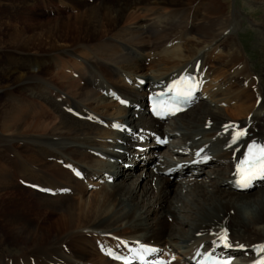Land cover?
<instances>
[{
	"label": "bare ground",
	"instance_id": "obj_1",
	"mask_svg": "<svg viewBox=\"0 0 264 264\" xmlns=\"http://www.w3.org/2000/svg\"><path fill=\"white\" fill-rule=\"evenodd\" d=\"M201 1L0 0V210L7 203L0 235L7 233L17 252L9 255L0 242V264H114L98 250L123 241L156 246L175 254L172 264H190L187 257L199 247L217 248L225 232L253 259L264 253V182L242 193L230 177L232 163L264 139V86L238 40L240 9ZM245 6L263 12L252 25L264 42V0H244ZM174 39L177 46L156 53L160 64L149 60ZM194 71L210 79L206 99L165 125L150 119L145 91ZM110 89L139 111L108 100ZM94 116L131 132L89 122ZM246 126L249 136L231 146L233 131ZM145 131L171 143L160 150L152 142L146 157L131 156L134 135ZM200 151L212 157L204 166ZM64 164L81 169L86 183ZM34 186L71 194L51 197ZM17 193H31L34 205ZM46 216L53 220L40 224Z\"/></svg>",
	"mask_w": 264,
	"mask_h": 264
},
{
	"label": "rangeland",
	"instance_id": "obj_2",
	"mask_svg": "<svg viewBox=\"0 0 264 264\" xmlns=\"http://www.w3.org/2000/svg\"><path fill=\"white\" fill-rule=\"evenodd\" d=\"M85 1H87V0H85ZM187 1H188V3H191L192 5L196 4L197 6H199L201 4V2H202L201 0H187ZM216 5H222L224 7H227L229 12H231L233 8H235L236 10L240 9L242 15L240 17V20H241L240 27H239L238 32H237L238 40L240 41L241 45L243 46V49L245 51V56L249 57L250 64L252 66L253 72H255V73L257 72L256 75H258L260 77V80H261L260 84L262 86H264V44H263L264 42H259L258 41L256 25H254V24L252 25V23H254V22H260L261 21V16H262L263 12L260 10V8H256V7H253V6L252 7L251 6L250 7H247V6L244 7V0H216ZM59 10L61 12L63 10L64 14H62V15H66V13L69 12V11H67V9H63V8H60V7H59ZM39 12H40V14L44 15L42 6H41ZM52 15L53 14H51V16ZM45 17L48 18L47 14H46ZM191 36L193 37V35H190L189 37H191ZM177 40L178 39H174L173 41H177ZM173 41H171V42H173ZM166 44H164V47L159 46L158 50L162 49V48H164V50H168L169 48L165 47ZM174 46H177V45H174ZM214 48H216V46ZM158 50H156V51L153 50V52H151V56H150L149 60L152 61V63L156 62L155 64H160L156 60H154V58L156 56V53H158L157 52ZM208 50L209 49H207L206 52H208ZM214 50H216V49H214ZM154 53H155V55H154ZM145 64H146V68H148L150 62L147 61ZM142 94H144V91H142ZM0 100H2V99H0ZM108 100H110V99H108ZM161 135H164V134L161 133ZM134 151H135V149L133 150V153L131 154V156L133 155V157H134V155H135V156L138 157L139 155H142L143 157H141V158L146 157V155L144 153L137 155L136 153H134ZM127 164H129V163H127ZM126 170H130V169L129 168L128 169H124V171H126ZM135 172H136V170H135ZM24 184H25V182H23V183L20 182V184L18 182L17 188H19V189L22 188L23 190L27 191L28 188L25 187ZM24 194H26V195H24ZM17 196H19L22 199H26L29 202H32L30 204L34 205V201L33 200H35V199H32L33 197L31 195V193H17ZM6 208H7V203H3V208H1V210L6 211L5 210ZM1 210H0V215H2L1 214ZM232 214H233V212H231L229 216H232ZM41 219L39 220L40 224H43L45 219L46 220H53V218L49 217V216H46L42 220ZM163 219L165 220L164 216H163ZM167 222H168L169 225L172 224L171 223L172 222L171 219H168ZM0 242L3 243V245L5 246L4 250L9 255H15L17 253L16 251H14V249L10 245L7 244L9 242V236L7 235V233L3 232L0 235ZM70 260H71V258L67 259V262L70 263L71 262Z\"/></svg>",
	"mask_w": 264,
	"mask_h": 264
},
{
	"label": "snow or ice",
	"instance_id": "obj_3",
	"mask_svg": "<svg viewBox=\"0 0 264 264\" xmlns=\"http://www.w3.org/2000/svg\"><path fill=\"white\" fill-rule=\"evenodd\" d=\"M191 92L185 93L190 95ZM244 133L237 132L233 136V142H235ZM238 180L236 183L241 187H247L252 180L259 176H264V145L251 144L248 147V155L237 169ZM218 239L227 247V233H223ZM264 251V247L261 248ZM260 264H264V260L260 261Z\"/></svg>",
	"mask_w": 264,
	"mask_h": 264
}]
</instances>
